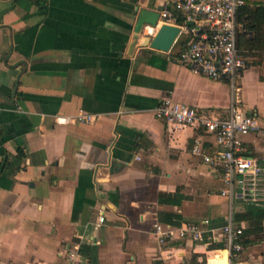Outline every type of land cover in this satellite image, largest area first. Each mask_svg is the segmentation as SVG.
<instances>
[{"label":"crops","instance_id":"obj_1","mask_svg":"<svg viewBox=\"0 0 264 264\" xmlns=\"http://www.w3.org/2000/svg\"><path fill=\"white\" fill-rule=\"evenodd\" d=\"M164 1L0 0V264L229 262L226 245L179 244L174 258L153 232L156 223L204 219L211 229L231 218L250 226L235 217L248 209L243 201L234 208L239 190L224 195L219 175L193 153L202 131L170 129L156 116L172 97L226 117L231 85L179 62L181 36L170 51L139 46L130 54L139 10ZM157 29L146 28L151 36ZM251 60L242 107L264 121V57ZM81 111L95 119L57 122ZM243 139L264 164V132ZM214 140L203 137L210 147ZM245 249V259L264 264L263 242Z\"/></svg>","mask_w":264,"mask_h":264},{"label":"built area","instance_id":"obj_2","mask_svg":"<svg viewBox=\"0 0 264 264\" xmlns=\"http://www.w3.org/2000/svg\"><path fill=\"white\" fill-rule=\"evenodd\" d=\"M246 0H165L159 10L157 27L164 23L180 27L182 50L176 59L187 63L196 73L215 81L228 82L234 91V101L228 116L219 117L206 110L183 104L166 97L156 110V116L167 122L170 129L195 127L204 136L214 137L212 146L203 137L195 139L193 153L202 158L211 170L219 175L225 188L224 195L233 197L239 190L242 201L264 206V164L257 157L247 154L243 137L264 132V121L256 114L244 111L241 100L240 80L248 68V58L240 51L238 14ZM145 26L143 34L151 35ZM95 116L81 111L75 116H57L61 124L90 123ZM105 213L99 214L96 227L105 222ZM210 220L180 227L156 223L153 232L162 245L173 248L172 257H178V245H206L224 242L230 252L227 264H253L245 259L246 249L241 239L244 227L233 218L220 229H211ZM212 231V234L210 233ZM77 249L69 252V259L76 260ZM176 264H207L203 259H183Z\"/></svg>","mask_w":264,"mask_h":264},{"label":"trees","instance_id":"obj_3","mask_svg":"<svg viewBox=\"0 0 264 264\" xmlns=\"http://www.w3.org/2000/svg\"><path fill=\"white\" fill-rule=\"evenodd\" d=\"M238 21L241 25L238 34V46L240 51L248 58L264 57V4L252 5L246 0L240 9ZM252 61V60H251ZM237 221H249L250 226L244 228L241 242L246 248L254 241L253 237L264 232V210L246 209L235 214ZM224 243H214L210 248H224ZM193 260H195L193 258Z\"/></svg>","mask_w":264,"mask_h":264},{"label":"water","instance_id":"obj_4","mask_svg":"<svg viewBox=\"0 0 264 264\" xmlns=\"http://www.w3.org/2000/svg\"><path fill=\"white\" fill-rule=\"evenodd\" d=\"M159 10H152L141 8L138 13L137 22L135 25L132 42L130 44V54L133 55L137 47L150 46L154 49L163 51H170L177 38L180 35V27L173 24L164 23L160 25L154 36L144 35L143 31L145 26L157 27L159 22ZM250 210H264V206L249 204Z\"/></svg>","mask_w":264,"mask_h":264},{"label":"rangeland","instance_id":"obj_5","mask_svg":"<svg viewBox=\"0 0 264 264\" xmlns=\"http://www.w3.org/2000/svg\"><path fill=\"white\" fill-rule=\"evenodd\" d=\"M240 207H245V205L242 203L241 199L235 197V200H234V208H235V210L239 209ZM254 238L259 240L260 242H263V244H264V232L256 235L255 237H253V239ZM246 253H245V256L247 255Z\"/></svg>","mask_w":264,"mask_h":264},{"label":"bare ground","instance_id":"obj_6","mask_svg":"<svg viewBox=\"0 0 264 264\" xmlns=\"http://www.w3.org/2000/svg\"><path fill=\"white\" fill-rule=\"evenodd\" d=\"M227 253H228V251H227Z\"/></svg>","mask_w":264,"mask_h":264}]
</instances>
